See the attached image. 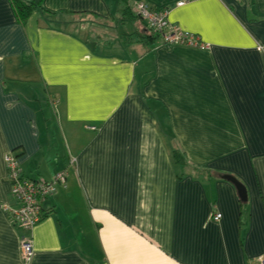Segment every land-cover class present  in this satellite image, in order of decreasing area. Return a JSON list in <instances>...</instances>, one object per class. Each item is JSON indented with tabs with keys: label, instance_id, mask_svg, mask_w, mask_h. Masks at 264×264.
Here are the masks:
<instances>
[{
	"label": "crops",
	"instance_id": "0c3cea01",
	"mask_svg": "<svg viewBox=\"0 0 264 264\" xmlns=\"http://www.w3.org/2000/svg\"><path fill=\"white\" fill-rule=\"evenodd\" d=\"M122 1L42 0L20 24L0 0V264H257L264 0ZM140 2L210 48L160 43ZM10 154L26 177L68 172L32 232L7 208Z\"/></svg>",
	"mask_w": 264,
	"mask_h": 264
},
{
	"label": "built area",
	"instance_id": "2783aa9c",
	"mask_svg": "<svg viewBox=\"0 0 264 264\" xmlns=\"http://www.w3.org/2000/svg\"><path fill=\"white\" fill-rule=\"evenodd\" d=\"M185 4L182 1L178 6ZM135 13L147 25V27L159 35L160 43L165 45L183 44L201 49L210 48L209 44L202 42L199 36L183 31L169 22V10H154L147 3L140 2L135 7ZM8 168V181L11 187V195L16 206L8 205V211L15 225L26 232H32L47 216V202L56 194L59 187L68 185V172H58L52 181L43 178L26 177L17 157L12 154L6 157ZM222 214L216 213L213 217L219 221ZM22 254L26 261H30L34 255L32 240L22 237ZM257 264H264V255L257 260Z\"/></svg>",
	"mask_w": 264,
	"mask_h": 264
},
{
	"label": "trees",
	"instance_id": "16d2710c",
	"mask_svg": "<svg viewBox=\"0 0 264 264\" xmlns=\"http://www.w3.org/2000/svg\"><path fill=\"white\" fill-rule=\"evenodd\" d=\"M10 1L12 2L14 11L16 13L18 22L20 24H25L35 11H37L38 9H43L42 8V0H40V1L10 0ZM120 11H121V14L124 18L127 16H133L132 10L128 6L126 0L122 1ZM138 18L141 19L139 16H138ZM146 27H147V25H146ZM147 29H148V31H149L148 33H150L151 37L156 38L157 40L160 41L158 34L153 32L152 30H150L148 27H147ZM174 158L176 159V161L178 163L185 164L184 156L180 151H178V150L174 151Z\"/></svg>",
	"mask_w": 264,
	"mask_h": 264
},
{
	"label": "water",
	"instance_id": "95a60500",
	"mask_svg": "<svg viewBox=\"0 0 264 264\" xmlns=\"http://www.w3.org/2000/svg\"><path fill=\"white\" fill-rule=\"evenodd\" d=\"M226 180H229L231 182H233L238 190H239V193H240V197L241 199L246 202L247 201V192H246V188L244 187V185L242 183H240L236 178L232 177V176H225L224 177Z\"/></svg>",
	"mask_w": 264,
	"mask_h": 264
},
{
	"label": "rangeland",
	"instance_id": "374dc122",
	"mask_svg": "<svg viewBox=\"0 0 264 264\" xmlns=\"http://www.w3.org/2000/svg\"><path fill=\"white\" fill-rule=\"evenodd\" d=\"M101 30V29H100ZM104 30V29H103ZM93 36H94V38L95 39H98V38H101V39H103L104 41H106V39H108L109 38V36H107L106 35V32L105 31H95L94 33H93Z\"/></svg>",
	"mask_w": 264,
	"mask_h": 264
}]
</instances>
